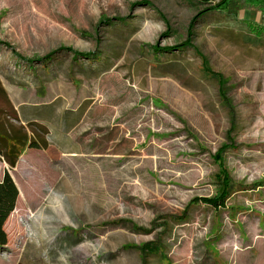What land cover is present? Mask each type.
<instances>
[{"label":"rangeland","instance_id":"374dc122","mask_svg":"<svg viewBox=\"0 0 264 264\" xmlns=\"http://www.w3.org/2000/svg\"><path fill=\"white\" fill-rule=\"evenodd\" d=\"M229 1L0 0V117L50 143L0 264H264V10Z\"/></svg>","mask_w":264,"mask_h":264},{"label":"trees","instance_id":"16d2710c","mask_svg":"<svg viewBox=\"0 0 264 264\" xmlns=\"http://www.w3.org/2000/svg\"><path fill=\"white\" fill-rule=\"evenodd\" d=\"M244 2L247 5H253L261 10H264V0H244ZM230 5L229 0H222V2L218 4V8L228 9ZM0 94L3 95L7 101L9 100V97L1 83ZM11 117L18 120L17 113L14 110ZM2 120L4 119H0V157L6 162L8 168L5 170L3 178L0 180V249L5 248L8 244V235L5 230V225L10 215L16 209L17 201L20 195L19 187L10 170H13L17 166L21 155L27 147L47 150L50 146V143L41 133L34 131L33 135H30L23 125L16 126L9 124L6 125L5 128ZM234 130L235 127L233 124L232 128L228 132V139L231 144L235 143L233 135ZM230 143H227L223 148H221L222 157L224 156V152H226L230 146H233ZM219 166L220 170L218 176L221 177L220 187L222 188L220 199L224 200L230 195L233 188V182L225 163L221 162Z\"/></svg>","mask_w":264,"mask_h":264},{"label":"crops","instance_id":"0c3cea01","mask_svg":"<svg viewBox=\"0 0 264 264\" xmlns=\"http://www.w3.org/2000/svg\"><path fill=\"white\" fill-rule=\"evenodd\" d=\"M261 10V9H260ZM261 12H262V10H261ZM262 26H264V24L262 25ZM251 35H253L254 36V40H256V39H259V38H262V37H264V30H262V29H260V30H258V31H254V32H251ZM241 44H242V42H240ZM258 52L261 50V49H256ZM8 97H9V95H8ZM9 100H10V104H11V106H12V109L17 113V116H18V123H20V121H21V117L19 116V113L17 112L18 110L16 109V105L14 104V100L11 98V95H10V97H9ZM17 110V111H16ZM14 121H15V119H14ZM21 124V123H20ZM27 149H30V147H27L25 150H24V152L27 150ZM23 152V153H24ZM23 155V154H22ZM21 155V157H20V159H19V161H18V163H17V165L20 163V160L22 159V156ZM17 167V166H16ZM15 167V168H16ZM14 168V169H15Z\"/></svg>","mask_w":264,"mask_h":264}]
</instances>
